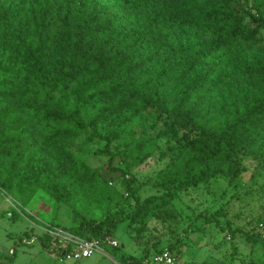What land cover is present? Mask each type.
I'll return each mask as SVG.
<instances>
[{"label":"trees","instance_id":"16d2710c","mask_svg":"<svg viewBox=\"0 0 264 264\" xmlns=\"http://www.w3.org/2000/svg\"><path fill=\"white\" fill-rule=\"evenodd\" d=\"M262 32L264 0H0V189L23 208L44 191L80 217L70 232L90 239L114 235L120 222L139 232L148 220H178L180 194L220 175L242 185L245 160L264 162ZM83 134L105 142L95 153L130 184L133 166L161 150L162 192L135 195L121 217H85L105 182L70 147ZM160 136L170 141L164 150ZM201 216L232 238L243 231L220 225L224 204ZM257 222L264 228V217ZM244 234L262 243L264 264V234ZM177 237L116 256L150 264ZM51 239L41 236L45 248Z\"/></svg>","mask_w":264,"mask_h":264},{"label":"rangeland","instance_id":"374dc122","mask_svg":"<svg viewBox=\"0 0 264 264\" xmlns=\"http://www.w3.org/2000/svg\"><path fill=\"white\" fill-rule=\"evenodd\" d=\"M166 118L164 115L149 133L158 134ZM85 137L86 134H83L70 147L83 160L99 168L105 182L101 204L95 206V203L90 202L88 208L84 209L85 217L101 221L106 218L109 210L112 217H121L134 208L135 195L145 198L162 192L155 182L158 171L169 159H160L161 150L156 151L147 161L133 166L135 182L130 184L128 176L124 177L120 172L108 168V157L95 153L105 142L99 139L87 142ZM157 140L162 150L170 144L168 137L160 136ZM116 145L114 143L111 150H115ZM115 165L122 167L118 160ZM243 166L247 171L242 176V185H230L227 176L220 175L183 191L174 201L178 220L167 221L165 224L157 219L148 220L136 224L142 227L139 232L129 229V221L120 222L113 235L119 242L117 251L109 250L111 256L95 253L79 260L63 257L66 244L58 242L57 237L52 236L49 244L55 252L45 248L41 240V236L53 224L70 232L69 227L78 226L79 216L70 208L57 204L44 191H39L30 204L23 208L13 194L0 189V264H114L119 251L127 256H141L146 247L154 248V243L159 245V249L169 248L171 243H176L178 235L182 239L181 243L171 250L176 264H259L257 261L263 245L250 242L244 233L258 237L264 234V228H259L257 222L264 217V162L246 159ZM223 204L228 210V216L219 217L220 225L230 224L233 229H243L237 231L236 238H232L228 231H222L216 223H207L201 216L204 212L215 214ZM28 236H34L35 242L30 245L20 242Z\"/></svg>","mask_w":264,"mask_h":264},{"label":"built area","instance_id":"2783aa9c","mask_svg":"<svg viewBox=\"0 0 264 264\" xmlns=\"http://www.w3.org/2000/svg\"><path fill=\"white\" fill-rule=\"evenodd\" d=\"M46 232L55 238L57 237L56 240L58 242L66 244L63 251V257L66 259L79 260L91 257L95 253H101L106 256L110 255L109 250H113L119 246V242L113 235L89 239L52 225ZM114 264L124 263L115 257ZM150 264H176V261L171 252L168 249H164L162 252L151 257Z\"/></svg>","mask_w":264,"mask_h":264},{"label":"crops","instance_id":"0c3cea01","mask_svg":"<svg viewBox=\"0 0 264 264\" xmlns=\"http://www.w3.org/2000/svg\"><path fill=\"white\" fill-rule=\"evenodd\" d=\"M32 239H34L33 241H32ZM35 237L34 236H28V238H26V240L25 241H20L21 243H24V244H28V245H30V244H32L33 242H35ZM13 254H14V252H13Z\"/></svg>","mask_w":264,"mask_h":264}]
</instances>
